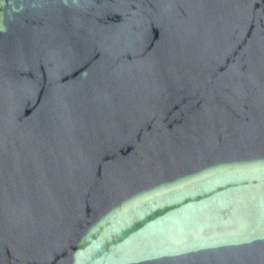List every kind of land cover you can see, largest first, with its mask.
Segmentation results:
<instances>
[{
  "label": "water",
  "instance_id": "95a60500",
  "mask_svg": "<svg viewBox=\"0 0 264 264\" xmlns=\"http://www.w3.org/2000/svg\"><path fill=\"white\" fill-rule=\"evenodd\" d=\"M0 264H264V0H0Z\"/></svg>",
  "mask_w": 264,
  "mask_h": 264
}]
</instances>
